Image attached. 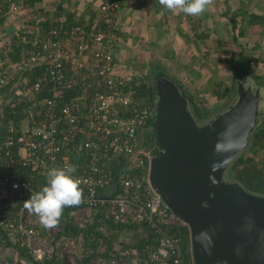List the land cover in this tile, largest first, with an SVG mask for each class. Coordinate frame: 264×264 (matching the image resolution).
Instances as JSON below:
<instances>
[{"label":"built area","instance_id":"built-area-1","mask_svg":"<svg viewBox=\"0 0 264 264\" xmlns=\"http://www.w3.org/2000/svg\"><path fill=\"white\" fill-rule=\"evenodd\" d=\"M22 1L10 2L6 13ZM118 7L119 0H101L90 18L63 34L64 16L50 15L59 23L41 42L32 30L46 16L31 12L33 22L23 26L31 36L25 39L29 47L20 48L16 61L0 57V118L4 106L22 116L17 122L6 117L0 135V211H15L0 217V230L2 241L32 259L56 256L77 264L91 255L85 264H181V228L187 230L190 255L185 221L148 182L154 154L144 144L152 128L144 122L151 112L134 101L130 77L117 72L112 58ZM35 67L39 70L30 79ZM68 89L73 93L65 96ZM64 165L76 166L83 202L58 227L45 229L24 201L46 184L51 168ZM66 222L91 228L71 237L61 229Z\"/></svg>","mask_w":264,"mask_h":264},{"label":"water","instance_id":"water-1","mask_svg":"<svg viewBox=\"0 0 264 264\" xmlns=\"http://www.w3.org/2000/svg\"><path fill=\"white\" fill-rule=\"evenodd\" d=\"M242 79L227 105L197 122L171 80L153 85L148 182L188 228L192 264H264V195L224 180L262 114L260 87Z\"/></svg>","mask_w":264,"mask_h":264},{"label":"crops","instance_id":"crops-1","mask_svg":"<svg viewBox=\"0 0 264 264\" xmlns=\"http://www.w3.org/2000/svg\"><path fill=\"white\" fill-rule=\"evenodd\" d=\"M69 1L72 0H67L66 4ZM98 2L100 0H81L80 6ZM80 8L70 13L71 18L76 20L79 13L91 17L95 12L93 7L84 11ZM66 11L71 12L67 7ZM116 18L118 38L114 63L117 72L126 71L127 65L161 67L164 59L176 56L179 50L185 55L190 52L189 61H194L200 45H208L205 48L211 51L225 50L228 66L233 65L231 60L236 61V58L264 53V0H214L203 15L193 17L196 25H192L191 31L193 26H199L198 21H204V27L193 29L191 33L183 25L192 16L169 11L159 0H119ZM17 260V251L0 241V264H16Z\"/></svg>","mask_w":264,"mask_h":264},{"label":"trees","instance_id":"trees-1","mask_svg":"<svg viewBox=\"0 0 264 264\" xmlns=\"http://www.w3.org/2000/svg\"><path fill=\"white\" fill-rule=\"evenodd\" d=\"M17 0H0V36H3L4 34V29L14 27V35L13 33L10 35H7V37L3 38L0 37V57L3 58L4 54H6L12 61H16L17 59V54L18 51L22 46L25 44V39L27 41H30V35L27 33H24L23 31L25 30L23 28L24 24H27L28 22H33L32 20H29L28 17L21 18L22 15H19L20 18L22 19L21 23L18 25H12L14 22L12 19H10V13H17L19 14L20 11H26L30 14L31 12L34 11H39L42 14L46 16V19L42 22L39 23V26H41L42 29L38 28L36 30H32V33L34 34L35 31L39 33V39L41 42V39H44L47 35V31L55 24H58V21H52L51 18L49 17L50 15L52 16H60L62 17L67 14V16H64L63 20V27H61V32L59 34H63L64 32L68 31L69 26L73 25L74 23H80V20L75 18H71L70 14L66 13L65 5L67 0H57V4L53 6L52 8H46V7H37L33 9V6L36 3H40L43 0H23L21 2L20 7L15 10L10 12L9 14L6 13V10L9 9L11 5H9L10 2H13L16 4ZM44 1H52V0H44ZM5 12V13H4ZM21 14V13H20ZM25 15V13H24ZM67 18V20H66ZM70 18V19H69ZM90 18V17H89ZM69 19V21H68ZM75 21L73 24L72 21ZM12 23V24H11ZM14 37L16 38L17 43L14 42ZM23 37V38H22ZM116 46V45H115ZM26 47H29L27 44ZM115 50V47H114ZM4 52V53H3ZM115 55V51L113 53V60ZM236 61L232 62L234 63L232 66L236 68L234 76H232V82L236 77H239L240 75V70L245 69L243 67H253L255 68L257 64H261V68L264 67V53L261 54L260 56H250L249 58L246 59H239L236 58ZM160 66H151L150 69L154 71L155 73L158 72ZM39 70V67H35L31 69L28 73V77L31 79ZM248 71V74L259 84H262L264 86V79H260L261 77L264 78V70L261 71L260 75L254 73L251 69H246ZM120 74V72H118ZM159 73V72H158ZM130 77V80L128 81L127 85H131L134 89V92L132 94V98L134 99L135 102H137V105L145 106L147 109L151 112V114L146 118L144 125L147 127L152 126V121H153V104H152V93H153V88L152 85H149L145 80V75L142 76L141 79L136 74H130L128 75ZM213 92L211 93L214 98L217 100L225 98H229L231 93H230V87L229 86H222L221 83L215 82L213 83ZM73 91V90H72ZM70 89L66 90L64 92V95L67 96L71 93H73ZM186 94V93H185ZM188 102L190 103L191 110L194 114L195 119L198 122H201L205 120L213 111H215V105L218 106L217 103L210 105V106H199L196 105L194 99L192 98L191 95L187 96ZM221 107V105H220ZM219 108V107H218ZM217 110V109H216ZM6 117H12L14 118L13 120L17 122L18 120L21 119V114L18 112H15L13 115L9 113L8 109L4 106L1 112V118H0V135L5 133L4 129V122ZM148 137L146 138L144 144L147 148L152 147L151 151L154 152L155 148L153 147V134H152V128L146 132ZM264 148V128L263 127H258L255 129L250 135L248 139V145L243 151H240L238 155L229 163L227 166L226 170L223 173L222 178L224 180H229V181H235L239 183L245 190L262 194L264 195V159H259L260 156V149ZM248 151L249 155H244V152ZM257 158V160L255 159ZM120 160V158H119ZM118 164L121 165L122 162L118 161ZM114 172V170H113ZM75 207H68L64 209L63 212V217L70 215V212L74 210ZM12 211L7 212H1L0 211V217H6L9 215H14L15 211L14 209H9ZM103 213L100 211V216ZM67 218V217H66ZM103 218V217H101ZM104 220V219H103ZM108 226H111L112 223L108 221L107 219L104 220ZM90 226H87L86 228H78L76 226H73L72 224H68L67 222L63 224L62 230L63 232L68 233L71 237H76L79 234H84L86 231L90 230ZM180 238L182 242L184 243V248L182 249L181 253V264H190V255L189 251L187 249V230L185 228H181L179 231ZM62 233V231H60ZM4 236V233L0 230V241L2 244L11 247L17 251V257L18 260L16 264H64L58 257L52 256L47 259H41V260H35L32 259L27 255L24 249H21L19 247H14L11 245L8 241H2V238ZM110 239V238H109ZM108 242V240H107ZM138 248H140L138 244H136ZM90 256H83L78 260L77 264H85L89 259Z\"/></svg>","mask_w":264,"mask_h":264},{"label":"rangeland","instance_id":"rangeland-1","mask_svg":"<svg viewBox=\"0 0 264 264\" xmlns=\"http://www.w3.org/2000/svg\"><path fill=\"white\" fill-rule=\"evenodd\" d=\"M80 1L81 0H72L69 1L68 4L65 5V9L67 7V9H70L71 12H68V14L73 13L74 11H77V9L80 8V10H85L87 8H92L95 9L96 4L97 3H84L81 4L80 6ZM99 1V0H98ZM101 1V0H100ZM57 0H52V1H42L40 3H36L33 6L34 8H39V7H46V8H52L53 6H55L57 4ZM99 3V2H98ZM92 10V9H91ZM118 9L116 10L117 13ZM21 14H17V13H13V14H9L10 15V19H12V21L16 24H20L22 19L21 18H26L28 17L30 14L26 11H20ZM25 13V15H24ZM18 15H22V17H18ZM64 16L66 17L67 14ZM88 17L90 16H81V13L78 14L77 19L78 20H86ZM54 18H52L53 20ZM70 19V18H69ZM68 19V20H69ZM117 21V18H115V22ZM184 21V20H183ZM204 21H198L199 26H193V29L196 28H200V27H204L203 23ZM12 24V23H11ZM197 24V25H198ZM117 25V23H116ZM192 25H196V20L192 17L190 19H186L184 22V27L189 31L190 33L193 31H191V27ZM118 28V27H117ZM4 34L3 36L0 37H7V35H10L12 33H14V27L12 29L11 28H5L4 29ZM1 33V32H0ZM230 43V42H229ZM231 44V43H230ZM205 47H209L208 45H206ZM204 46L202 47L200 45L199 47V53L196 57V59L194 61H189V53L182 52V51H178L176 53V56L174 57H168L166 59H164V62L160 63L162 66L161 68H159L158 72L155 73L154 71H152L150 68H147L145 64H142L141 66L135 65L134 66H129L126 67V71H122V69L120 70L121 74L128 76L130 74H136L139 79L142 78L143 75H145L146 78V82L149 85H154L155 79L156 78H160V77H165L171 81H173L181 90L182 92L188 96L191 95L192 98L194 99L196 105L199 106H210L213 105L215 103L218 104V106L215 105V111L217 112L218 110L222 109L225 105H227L229 103V101L231 100L232 96L235 93V82L240 81L242 79L246 80L245 84H248V81L251 83V89L254 90L256 87H260L261 91H262V100L264 103V86L262 84L257 83L249 74L248 71L246 69H251L254 73L259 74L261 73V71L264 70V67L261 68V66H256L255 68L253 67H243L245 69L240 70V75L239 77H236L234 79V81L232 82V76H234L236 68L234 66H232V64L230 66L227 65V60L228 57H226V55H228V53L225 50H219V51H211L207 50ZM223 60V62H222ZM231 62H234L233 60H231ZM117 64V62H116ZM264 75V73H262ZM260 79H264L263 77H261ZM215 82H219L221 83L222 86H229L230 87V97L229 98H225V100L223 99H219L217 100L216 98H214V96L211 94L213 92V83ZM221 105V107H220ZM219 107V108H218ZM217 109V110H216ZM153 114L154 111L152 110ZM261 115L259 116L258 122L254 128L257 129L258 127H263L264 128V105H263V109L261 111ZM210 116V115H209ZM209 118V117H208ZM207 118V119H208ZM206 120V119H205ZM205 120L199 122V123H203L205 122ZM198 122V121H197ZM152 129H153V121H152ZM253 130V131H254ZM252 131V132H253ZM153 133V131H152ZM248 145V144H247ZM246 148V147H245ZM244 148V149H245ZM243 149V150H244ZM241 150V151H243ZM157 150L155 149V151L153 152V154H156ZM244 155H249L248 151L244 152ZM257 160V158H255ZM259 159H264V148L260 149V156Z\"/></svg>","mask_w":264,"mask_h":264},{"label":"clouds","instance_id":"clouds-1","mask_svg":"<svg viewBox=\"0 0 264 264\" xmlns=\"http://www.w3.org/2000/svg\"><path fill=\"white\" fill-rule=\"evenodd\" d=\"M159 4L172 12L199 17L214 4V0H159ZM76 171L75 165L51 168L46 184L24 201L25 209L36 215L45 229L58 227L64 209L83 202L81 179L75 175Z\"/></svg>","mask_w":264,"mask_h":264}]
</instances>
